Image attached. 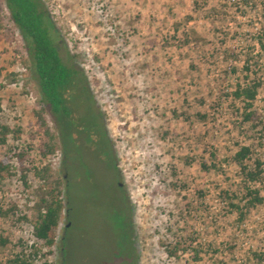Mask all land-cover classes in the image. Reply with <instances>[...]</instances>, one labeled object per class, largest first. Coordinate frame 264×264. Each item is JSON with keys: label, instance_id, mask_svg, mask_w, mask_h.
<instances>
[{"label": "rangeland", "instance_id": "1", "mask_svg": "<svg viewBox=\"0 0 264 264\" xmlns=\"http://www.w3.org/2000/svg\"><path fill=\"white\" fill-rule=\"evenodd\" d=\"M43 1L62 35L61 55L78 56L75 63L102 116L132 207L139 264H257L254 252L263 254L264 264V206L237 224L235 215L221 218L218 204L219 191L239 182L229 162L235 144L251 142L237 130L225 97L245 82L240 68L247 58L259 64L255 108L264 114V52L256 42L264 31V0H156L155 11L149 0ZM0 10V126L13 131L0 146V159L9 156L14 172L0 183V209L17 206L13 215L0 216V237L9 240L0 245V264L20 244L33 243L41 248L35 264H135L131 235L126 243L115 242L85 213L68 228L63 210L50 248L32 236V207L43 186L33 168L49 165L56 179L57 161L55 153L40 157L43 138L33 115L37 83L1 1ZM234 67L236 74L230 73ZM19 152L29 170L25 181L14 157ZM211 153L219 171L201 167L211 165ZM259 153L264 160V150ZM23 215L29 221H18ZM116 232L127 233L120 226Z\"/></svg>", "mask_w": 264, "mask_h": 264}, {"label": "trees", "instance_id": "2", "mask_svg": "<svg viewBox=\"0 0 264 264\" xmlns=\"http://www.w3.org/2000/svg\"><path fill=\"white\" fill-rule=\"evenodd\" d=\"M8 13L9 21L18 32L22 40L30 63V71L37 83L40 99L38 108L33 111L36 118L38 130L42 133V142L39 147L41 159H46L56 151L55 132L49 126L47 117L53 125L58 115L69 117L72 107H76L80 113L90 115L91 124L98 125L99 118L95 114L96 104L92 97L87 78L75 63L78 56L66 54L61 55L60 48L63 46V38L59 29L51 19L49 11L43 0H0ZM248 3V0H244ZM4 27V16L0 10V31ZM188 42V40H186ZM260 50L264 52V31L256 37ZM65 48V47H63ZM258 62L250 63L244 60L240 71L244 75L245 82H238L234 89L225 95L230 101V107L234 109L233 116L237 124V130L245 133V137L251 142L248 144L236 143L237 150L229 158V162L238 169L239 182L236 186L230 185L218 193V204L220 206L221 218L235 215V222L243 224L250 213L264 206V160L260 150H264V114L261 115L255 108V102L262 87V81L257 78ZM232 74L237 73V68H232ZM1 111V109H0ZM202 120L207 118L206 114H199ZM13 131L6 125L0 126V146L7 144V137ZM22 172V180L25 181L24 173L29 170L23 166L24 154H14ZM11 158L4 155L0 159V183L6 178L14 175L10 164ZM211 165L201 164L204 171L221 168L219 158L211 153ZM228 162V161H227ZM33 176L42 183L38 190L39 196L32 210V236L36 242L50 248L55 244L56 230L63 210L65 209L61 195L60 183L54 179L49 165L33 168ZM47 189H43L44 186ZM17 211L16 205H11L6 210L0 209V216L7 218ZM18 221H29L27 216H21ZM9 240L0 237V245L6 247ZM20 251L1 264H35L39 258L41 248L36 243L30 246L20 244ZM174 250V251H173ZM168 252L170 257H175L176 249ZM48 253L41 254L42 257ZM195 259L199 251L194 250ZM252 261L257 264L263 262L262 253H253ZM251 260V257H248ZM43 264H51L44 262Z\"/></svg>", "mask_w": 264, "mask_h": 264}, {"label": "flooded vegetation", "instance_id": "3", "mask_svg": "<svg viewBox=\"0 0 264 264\" xmlns=\"http://www.w3.org/2000/svg\"><path fill=\"white\" fill-rule=\"evenodd\" d=\"M69 117L58 115L53 122L56 143V180L60 185V199L69 218L68 228L75 226V216L86 214L99 229L106 228L114 241L126 243L131 235L135 264H139L132 207L116 164L111 143L102 122L91 124L90 115L72 107ZM113 189L114 193L109 192ZM83 212H79L82 211ZM91 221V223H92ZM127 233L116 235V227ZM127 234V235H126Z\"/></svg>", "mask_w": 264, "mask_h": 264}, {"label": "crops", "instance_id": "4", "mask_svg": "<svg viewBox=\"0 0 264 264\" xmlns=\"http://www.w3.org/2000/svg\"><path fill=\"white\" fill-rule=\"evenodd\" d=\"M156 0L154 1V0H149L147 3H148V6L150 7V8H152L153 7V9H154V11L156 10V8H157V5H156ZM164 2H169V3H171V2H173V0H164ZM164 2H162V5L164 4ZM161 5V6H162ZM149 15V14H148Z\"/></svg>", "mask_w": 264, "mask_h": 264}]
</instances>
